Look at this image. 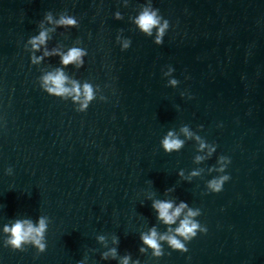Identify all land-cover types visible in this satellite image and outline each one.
<instances>
[{"label": "water", "instance_id": "95a60500", "mask_svg": "<svg viewBox=\"0 0 264 264\" xmlns=\"http://www.w3.org/2000/svg\"><path fill=\"white\" fill-rule=\"evenodd\" d=\"M146 2L0 0V78L108 169L159 200L199 209L201 225L264 264V0H151L169 22L161 45L155 30L145 36L131 22ZM48 12L78 26L49 23ZM45 29L48 39L33 51L28 41ZM118 35L130 39L128 49ZM72 47L87 53L80 68L44 56ZM32 55L43 59L32 64ZM56 68L99 88L85 111L41 89L39 77ZM185 125L192 137L180 132ZM169 130L185 143L165 153L160 141ZM202 141L216 146L211 156ZM220 156L230 163L210 172ZM219 175L229 180L209 192L207 181Z\"/></svg>", "mask_w": 264, "mask_h": 264}, {"label": "clouds", "instance_id": "9594fccd", "mask_svg": "<svg viewBox=\"0 0 264 264\" xmlns=\"http://www.w3.org/2000/svg\"><path fill=\"white\" fill-rule=\"evenodd\" d=\"M127 4V0H125ZM116 20L122 19L119 12L114 14ZM44 19L49 23H55L57 26L74 28L78 26L77 20L67 15L66 13H61L59 18L53 21L52 13L48 12L44 15ZM131 22L135 27L143 33L145 36H153V31L155 30V36L153 43L156 45H161L163 42V36L165 35L169 22L163 19L159 14V10L153 8L151 0H147L144 5L139 8L138 14L131 18ZM48 29L42 30L38 35L33 36L28 42L31 44L33 51L39 50L40 46L43 45L48 39ZM117 42L120 43L121 50H126L130 47V39H123L117 36ZM86 51L82 48L72 47L68 49L66 53H60L53 50L52 53L48 51L44 52V56L49 55H59L60 64L67 66L69 64L75 63L77 68L83 65V57L86 55ZM43 57L32 55L30 61L32 64H38ZM173 69L168 68V75ZM168 83L174 87L177 86L178 81L172 79ZM39 84L43 91L47 94L55 97H59L62 100H67L69 97L72 102L78 104L77 111L83 112L87 109L89 103L96 99V93L99 90L98 87L94 88L88 82L80 84L76 80L70 79L63 71V68H56L54 71L45 73L39 77ZM183 95V93H181ZM101 100L104 99L103 96L100 97ZM180 132L184 136L192 137L193 133L189 131L187 125L180 128ZM197 139H201L197 136ZM185 141L181 139L174 130H169L166 135L160 141V147L165 153H171L173 151H178L184 146ZM208 147V155L211 156L215 150L216 146L202 141L200 148L203 149ZM196 161L199 162L205 157L197 156ZM228 163H230L229 158L220 156L217 160L219 167L213 169L210 168L209 171H216L218 173H223ZM7 174H11V168L6 170ZM192 176L200 175L199 171L191 173ZM229 180L228 175H219L207 181L206 188L209 192L216 193L222 190L223 184ZM168 191H171L169 189ZM151 198V197H149ZM152 209L156 212L157 220H160L166 226L177 225L172 228L169 227L164 234H159L155 227L150 228L146 233H140V241L142 246L139 248L140 253H144L147 249L151 250L153 257H160L163 255L162 243H166L172 250L186 252L188 251L186 243L193 239L197 233H205L207 229L202 226L195 218L201 213L199 209H193L188 206L186 202L181 201L178 205L174 206V202L171 200H159L153 199L151 204ZM178 221V223H177ZM49 224V218L47 216H39L36 221L30 218L15 219L11 224H5L3 226V233L6 235L3 244L5 247H9L14 251H24L25 245H31L37 251V253H42L46 249L45 244V233L47 231ZM97 241L106 246V237L104 235H99L96 237ZM113 244H118V238L113 237ZM109 258L116 260L118 258V251L116 247L109 248L106 252L101 253V259L108 260ZM87 257H85V260ZM139 264L138 260H132L131 254H125L119 257V264ZM77 264H85V261H78Z\"/></svg>", "mask_w": 264, "mask_h": 264}]
</instances>
